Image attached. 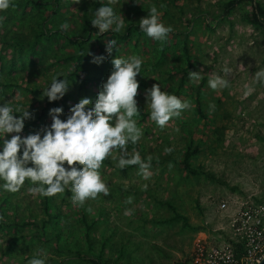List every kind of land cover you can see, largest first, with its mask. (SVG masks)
<instances>
[{
	"label": "rangeland",
	"instance_id": "obj_1",
	"mask_svg": "<svg viewBox=\"0 0 264 264\" xmlns=\"http://www.w3.org/2000/svg\"><path fill=\"white\" fill-rule=\"evenodd\" d=\"M229 1L140 0L136 6L131 0H120L125 27L135 18L138 25L140 18L147 15L148 6L155 3L164 23L172 26L163 41L153 40L134 26H131L129 37L120 40L116 34L89 32L82 21L61 34L58 26L66 21L63 11L51 18L53 35L42 38V49L29 52L20 46L15 50L0 43V89L9 103L29 106L33 111V118L25 121L22 133L25 135L50 123L48 110L53 107L46 97L25 90L30 80V89L38 84L42 91L52 75L63 71L72 81L65 94L66 101L59 102L67 113L70 105L83 96L94 97L98 85L112 67L113 56L136 54L144 60L141 74L137 75L140 83L136 99L138 106L148 111L144 101L146 87L160 83L161 90L172 93L176 90L180 79L177 73L188 63L185 43L193 62L190 71L202 72L199 81L190 79L189 75L185 78L179 97L188 100L191 106L179 117L171 118L165 127H158L149 118L142 120L140 115L141 158L151 155V160H163L162 164L150 167L148 180L139 174L138 166L120 169L103 163L102 178L110 193H100L83 205L87 217L95 220L91 231L92 248L88 254L82 215L66 189L54 195L51 211L57 212L60 207L61 213L44 225V229L31 225H0V264H26L36 253L46 256L47 264H92L79 258L76 250H84L85 258L91 255L103 264H180L190 256L199 237L212 238L222 230L229 231L231 216L241 202L264 198V84L254 79L255 72L264 68V28L248 21L254 4L264 7V0H244L227 13L225 8ZM70 3L71 10L80 14L82 2L71 0ZM117 7L119 10V5ZM35 11L27 9L26 14H22L19 9L13 10L19 21L29 18ZM18 31L29 32V29L19 27ZM60 34L63 37L58 41ZM109 37L117 41L111 55L105 48ZM80 45L85 47L80 68L85 81L69 76L74 68L72 62L65 60V56L76 54ZM55 48L60 52H52ZM99 54H104L105 58L100 63L92 62V55ZM9 62L20 74L18 82L24 84L23 87L2 84L14 74ZM223 68H230L231 73H222ZM213 73L225 75L230 86L211 89L207 81ZM202 80L201 107L205 117L195 110L196 93ZM245 84L251 89L247 95ZM42 112L45 118L35 121ZM191 136L193 144H199L201 149L193 156L192 164L201 166L213 178L189 175L180 168L178 162L187 144L192 142ZM132 148L135 147L129 145V149ZM166 148L170 150L165 151ZM145 183L148 184L146 190L141 188ZM29 186L26 180L16 192L20 195L18 199L9 193L10 199L3 208L6 219L12 221L15 214L10 202L19 204L20 221L31 218L28 207H24L26 202L39 213L38 217L32 215V220L47 218L42 212V198L27 192ZM128 196L133 197L131 204L125 203ZM222 202L227 203L226 209H222ZM89 208L91 211L87 210ZM125 208H131V213L125 215ZM176 212L181 217L171 219ZM43 231L48 235L42 234ZM20 234L24 237L17 239Z\"/></svg>",
	"mask_w": 264,
	"mask_h": 264
},
{
	"label": "clouds",
	"instance_id": "obj_2",
	"mask_svg": "<svg viewBox=\"0 0 264 264\" xmlns=\"http://www.w3.org/2000/svg\"><path fill=\"white\" fill-rule=\"evenodd\" d=\"M96 2L99 7L91 10V25L100 34L107 31L120 33L125 28L120 0ZM134 3L140 4V0H134ZM10 7H15L14 0H0V13ZM161 16L156 4H150L147 15L138 21L140 32L153 40H165L172 26L165 24ZM58 27L67 30L70 25L65 21ZM116 46L113 37L105 41L108 55ZM104 58V54L92 55V62L100 63ZM143 62V57L136 54L113 56L112 67L98 85L94 97L83 96L70 105L67 113L63 106L51 107L48 110L51 122L26 135L22 134L25 121L33 118V111H29V106L9 103L0 89V192L15 193L27 180L30 183L27 192L31 194L53 196L68 189L71 201L83 206L86 200H94L100 193H110L106 180L102 178V165L107 158L120 169L138 165L139 174L148 180L151 155L142 159L138 150L129 149V145L137 144L143 135L138 125L141 108L136 99L140 83L137 75L141 74ZM221 71L231 73L230 68ZM201 76V71H189L190 79L199 81ZM254 79L264 84V68L255 72ZM71 83L63 71L56 72L42 88V94L49 102L58 101L68 92ZM207 83L213 90L230 86L225 75L216 73L209 76ZM244 87L247 95L251 89L247 84ZM161 89L160 83L146 87L144 101L148 118L163 128L171 118L179 117L191 105L188 100ZM147 187V183L141 185L144 190ZM132 200L133 197L128 196L125 203L131 204ZM87 210L91 211L90 208ZM131 211V208H125L124 214ZM3 219L0 215V221ZM26 264H47V257L36 253Z\"/></svg>",
	"mask_w": 264,
	"mask_h": 264
},
{
	"label": "trees",
	"instance_id": "obj_3",
	"mask_svg": "<svg viewBox=\"0 0 264 264\" xmlns=\"http://www.w3.org/2000/svg\"><path fill=\"white\" fill-rule=\"evenodd\" d=\"M70 1L71 0H14L15 7H10L8 10L0 13V43L4 46H6V45L12 46V48L15 50L19 46L21 49H24V50L29 51V52H35L37 49H42V47H43L42 46L43 45L42 44V38L49 36V35H53V33H52L53 30H52V26H51V18L53 17V15L60 14L63 11H65L64 13L66 14V21L70 25V27L68 29H70L71 26H75V27L79 26L77 21H82L84 24H86L87 31L93 32V33H98V31L91 25L90 20H89L91 17V10L94 11L96 7H99V4L96 2V0H80L82 2L80 14H77L76 11L71 10ZM131 1H132V3H134V0H131ZM172 1H176V0H172ZM242 1H244V0H231V1H229L226 4L225 11L227 13L231 12V10L234 7H236L238 4L242 3ZM73 3H75V2H73ZM92 4L94 5V7ZM134 4L137 6L136 3H134ZM14 9L21 10V12H23L22 14H26L24 12H26L27 9H30V10L35 9L36 11L29 18H25V17H24V19L20 18L21 20L19 21V19L17 18V14H14V12H13ZM135 20H136V18L133 19L132 21L128 22L126 27H125V30L123 32L113 33L111 31H107L104 34H107V35L116 34L118 39L126 40L131 33V26H134L137 30H139V27L136 24ZM248 21H249V23H251L255 26L264 28V7L261 4H259V3L254 4L250 14L248 15ZM14 22H15L16 26L12 24ZM19 27L28 28L29 32H20V31H18ZM60 32H61V34H64V30H61ZM61 34L59 35V37L57 39L58 41L61 40L63 37ZM64 38H69V36H64ZM74 39L75 38H73L72 41H74ZM84 48L85 47L80 45V47H78V49L76 50V54L65 56V60H67L68 62H72V66L74 68L72 73L69 76L70 77L76 76V77H78V79H80L82 81H85L83 74L80 72V68L83 64ZM184 49H185V52H187L186 58L188 59L187 60L188 63L185 67L182 68L181 71H179L177 73V74L180 73V75H179L180 79L178 82V86H177L176 90L174 91V94H176L178 97L180 95L181 89H183L185 86V78L189 75V71L193 67V62L190 60V55L188 53L189 48H188L187 43L184 44ZM44 50H45V48H44ZM52 52H60V51L58 50V48H55V50H53ZM12 65L13 64L11 62H9L8 66L11 67V71H14V74L12 76L5 78L4 81L2 82V84L4 86H13V87H19V88L23 87L24 84H20L18 82V80L20 79L19 78L20 74H17V72L14 69V66H12ZM87 79H89V78H87ZM31 82H32V80L27 82V86H25L26 87L25 90L33 92V93L40 95L42 97L43 94H42V91L39 90L38 84H35V87H33L32 89L29 88V83H31ZM0 83H1V80H0ZM202 86H204V80H202L200 82L199 88L197 89L195 110H196L197 114L201 115L202 117H205V115L202 111V107H201V88H202ZM64 100L66 101V95L58 101H53V102L48 101V103H52L53 107H55V106H59V102L64 101ZM29 111H30V109H29ZM140 115L142 116V120H145L149 117V111L143 110L141 108V114ZM43 118H45V117H44V114L42 112V114H40L35 121H38V119L41 120ZM191 140H192V142L188 143L187 147L183 151V158L178 162L180 168L182 170L186 171L189 175H194V176L204 175L206 177L213 178V176L210 173L206 172L201 166H194L192 164L193 156L198 154L201 149H200L199 144H195V145L193 144L194 137L191 136ZM133 146L135 148H137V150L139 152H142L141 147L139 146L138 142H137V144H135ZM143 159H145V157H143ZM171 160L175 161L173 159H171ZM103 163L108 164L110 166H114V162L110 158L105 159V161ZM156 163L162 164L163 160L157 161V162L155 160H151V166L150 167H152ZM134 166H138V165H128V166H126V169H129V168L134 167ZM13 194L16 196L17 199L20 196L19 194L17 195L16 192ZM39 197L42 198V203H41L42 212L47 216V218H42L41 220H39V219L32 220V215H36L38 217L39 213L36 212L35 208L31 205L30 202H26L24 207L25 206L28 207V213L30 214L31 218L29 220L20 221L19 215L17 214L19 204H16L15 202H10L11 208L13 209V212L15 213L13 216V220L10 221V220L5 218V212L3 210V208L7 206V202L10 199L9 198V192H0V215H2L4 217V219L2 221H0V225H3L5 227H12L13 225H16L17 227H26L27 225H31L35 229L36 228L37 229H39V228L44 229V225L50 223L55 215L61 213V210H60V207H58L59 210L57 212L53 213L51 211V210H53L52 208H54V203H52L53 199L55 200V198H56L54 195L53 196H39ZM256 200L264 201V198H261V199L257 198ZM169 207L174 209V207L172 205H169ZM78 209H79V213H81V215H82V218H81L82 221L81 222L85 225L84 236H85L86 243H87V250H85V251L88 254L92 248V240L93 239L91 236V231L94 229L95 220H90L87 217L88 214L85 211V209H86L85 206H79L78 205ZM74 213H76V212H74ZM179 217H181V215H179L176 212V214H174V216H172L171 219H177ZM165 221H167V220H165ZM44 231L42 232V234L48 235V233L44 232ZM23 237H24V234H20L17 239H20ZM17 239H15L14 241H16ZM67 251H70V250L67 249ZM85 251L84 250H76L75 253L77 254V256L79 258L87 259L92 264H103L100 261V259L97 257H93L90 255V256H87V258H85L83 256L84 254H86Z\"/></svg>",
	"mask_w": 264,
	"mask_h": 264
},
{
	"label": "built area",
	"instance_id": "obj_4",
	"mask_svg": "<svg viewBox=\"0 0 264 264\" xmlns=\"http://www.w3.org/2000/svg\"><path fill=\"white\" fill-rule=\"evenodd\" d=\"M222 209L227 203H221ZM264 257V201L245 200L231 216L229 231L199 237L180 264H259Z\"/></svg>",
	"mask_w": 264,
	"mask_h": 264
},
{
	"label": "water",
	"instance_id": "obj_5",
	"mask_svg": "<svg viewBox=\"0 0 264 264\" xmlns=\"http://www.w3.org/2000/svg\"><path fill=\"white\" fill-rule=\"evenodd\" d=\"M259 264H264V257L262 258Z\"/></svg>",
	"mask_w": 264,
	"mask_h": 264
}]
</instances>
